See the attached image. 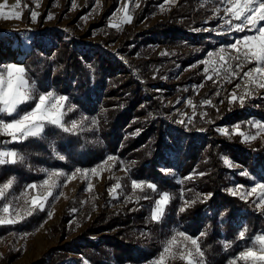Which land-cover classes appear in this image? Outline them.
<instances>
[{
	"label": "trees",
	"instance_id": "obj_1",
	"mask_svg": "<svg viewBox=\"0 0 264 264\" xmlns=\"http://www.w3.org/2000/svg\"><path fill=\"white\" fill-rule=\"evenodd\" d=\"M148 9L146 2L140 6L135 24L141 21V16ZM210 12L208 2L179 0L145 30L134 31L132 27H125L116 33L111 41L120 37L116 52L123 56L128 68L125 73L112 74L100 55L84 58L71 43L60 40L56 43V52L50 54L45 68L37 74L42 83L54 81L65 89L70 103L75 106L73 111L67 112L65 119L78 116L84 119L82 130L75 134L49 127L42 138H30L18 145V149L22 150L28 142H35L31 146L33 152L30 150L34 165L44 164L45 159L47 163L52 160L50 148L46 146V142L52 138L65 157L60 163L63 167L69 163L70 168H86L113 155L117 159L112 169L130 167L132 178L155 182L160 190L177 194V199L167 207L162 222H151V201H127V197L133 195L128 180L124 188L126 196L120 201L121 204L98 211L75 238L83 240L78 253L91 264H145L157 256L161 251V241L169 237L173 229L192 236L206 232L201 248L207 264H227L228 259L241 250L240 244L243 242H237L236 237L243 226L249 228V237L264 232V215L251 202L246 203L229 194L230 177L235 172L222 161V157H229L243 166L264 169V143L261 140L242 143L238 135H232L229 139L215 130L229 114L248 116L235 108L230 113L226 110V103L218 105V98L210 96L214 89H218L217 83L213 82L214 78L206 80L199 73L201 66L170 84L163 80L175 66L174 63L185 64L189 57L202 58L203 43L196 42V46L189 50L188 42L191 39L181 44V36L198 27ZM161 35L169 40L176 37L175 43L184 50L173 55L152 53L153 43L163 42ZM147 40L152 46H144ZM32 57L34 54L29 55L25 65L33 61ZM52 61L57 63L55 72H49ZM188 84H203L200 96L204 99L213 97L212 101L219 112L208 107L206 117L196 113L190 122L177 123L176 116L171 114L170 106L164 104L161 96H170L173 90ZM263 93L264 90H261L260 96ZM144 94L148 95L147 99ZM259 97L250 100L246 106L253 115L264 117V99ZM92 119L97 121L95 126L91 123ZM206 119L215 123H206ZM201 128L205 131L198 130ZM14 169H19V176L27 182L36 179L32 168L17 163L0 167V182H4ZM161 169H169L171 174H162ZM194 173L193 179L184 180L183 184L177 183ZM181 187L191 189L185 191L189 199L197 193L211 195L203 203L197 202L180 213ZM137 194L144 195L139 190ZM148 194L151 195L150 190ZM71 203L72 200L69 201ZM46 217L45 211H37L22 223L0 226V238L11 231L21 233L36 230ZM96 234L98 236L94 237ZM222 241L235 242L234 247L225 250ZM52 252L48 264H55L65 257L64 245L56 246ZM19 255L20 250L9 251L7 260L3 261L11 262Z\"/></svg>",
	"mask_w": 264,
	"mask_h": 264
},
{
	"label": "rangeland",
	"instance_id": "obj_2",
	"mask_svg": "<svg viewBox=\"0 0 264 264\" xmlns=\"http://www.w3.org/2000/svg\"><path fill=\"white\" fill-rule=\"evenodd\" d=\"M178 1L166 3L165 0H55L54 3V0H20L19 7L15 10L22 13V19H9L7 21L0 19V64L22 63L27 69L30 83L34 81L38 92L54 91L56 94L67 95L65 89L60 84H56L54 81L42 83V79L39 80L37 78V74L45 68L44 64L47 63V58L50 54L56 52V43L60 40L68 41L73 48L81 53V56L84 55V58L100 55L112 74L117 72L125 73L128 71V68L123 60V56L116 52V45L120 37L115 38L114 41H111V38L116 33H120L125 27H132L134 31L145 30L152 26L158 18L163 16L164 12L172 8ZM198 1L208 2L211 12L198 27L192 29L189 34L181 36V44L186 43V39H191L188 42V48L191 50L192 46H196V42L203 43L202 58L193 59V57H189L186 59L185 64L174 63L175 66L163 77V80L167 84L191 73L199 66L202 67L199 73L203 74L206 79V75H212L211 70L207 74L203 71L207 65L201 62L207 59L206 54L230 45L237 38L245 34L227 33L220 27L222 21L218 20L217 13L213 9L222 7V5L215 3V0ZM2 2L4 0H0V3ZM145 2L149 9L141 16V21L139 20L140 22L135 24L137 11ZM16 3L17 0H7L5 11L12 10V5ZM73 3L75 7L72 6ZM37 4L39 5L38 7L36 6ZM125 5H128L126 9L127 14L132 16L130 23L122 22L125 15ZM161 5H163V8H161ZM118 8L119 10H117ZM30 10H35L40 14L37 17L36 23L30 21ZM48 12L53 14V19H47ZM89 13L91 14L88 15L86 20L81 19L82 16ZM220 15H223V12ZM110 20L112 23H119L120 30L109 27ZM204 29L208 30L205 31ZM161 38H164L162 43H153L152 46V43L147 40L144 46H152V53L158 52L160 55L162 53H165L164 55H173L177 51L184 50L182 46L175 43L176 37L169 40L164 35H161ZM31 54H34V57H32L33 61H28V64L25 65V60H28ZM251 66L249 65V67ZM56 70L57 63L53 61L49 63V72H55ZM213 78L214 81H217L215 83H217L218 89H214L210 93V96L217 97L215 96V92L219 90L221 85L224 89L221 91V95L217 97L219 100L218 105L222 106L226 103V110L230 113L235 108L236 110H242L248 116V118H245L243 116L239 117L240 115L229 114V116L223 118V124L220 126H227L231 129L235 123L240 122L245 126L244 130L247 131L249 125L245 123L246 121L255 120L264 122V117L253 115L250 108L246 106L252 99H248L243 107L239 106L238 103L234 105L227 103L226 97L233 90L235 83L239 82L242 84V88L237 90L238 94L243 91V81L237 80L233 84H227L223 79H218L216 76H213ZM201 88L197 87V85L191 86L188 84L176 88L170 96H161V100L166 106H170L171 114L176 116L177 121L181 119L188 121L187 117H193L196 113L206 112L209 107L200 106V102L204 100L200 96ZM261 90L256 92L257 98L260 96ZM213 97L209 99L212 100ZM144 98L147 99L148 95L144 94ZM187 100H191L196 105L195 111L192 106L186 103ZM220 100H224L225 102L220 103ZM181 113H184L185 116H181ZM80 118V116L72 119H65L64 117L66 121H81ZM233 120L238 121L234 122ZM251 131L255 133L256 129L251 128ZM256 140H261L264 143V138L258 137ZM33 143L35 142H28L22 150L18 149V145L21 143L9 145V147L18 150L24 155L25 159L22 162V166L32 168L36 176L35 180L27 182L25 178L19 176L20 170L14 169L10 176L16 177V183L12 189L7 190L9 200H11L13 193L24 198L30 196L31 192L25 193L22 192V189L26 184L39 183L45 179L44 172L41 171L42 169L64 170L69 173L75 169L70 168L69 163L65 167L60 164L64 160H59L56 153L63 154L57 149V145L52 138L46 142V146L50 148L52 160L47 163L45 159L44 164L34 165L31 161L33 157L30 152V150L33 152V148H31ZM38 145L41 146L40 142H38ZM227 158L235 165H238V167L231 168L235 173L231 174V185L229 188L234 187L236 184L250 185V181L247 178L239 175L241 170L247 171L253 177L264 178V169L261 167L249 168L235 162L229 157ZM53 159H56V161H53ZM113 162L109 161L108 165H105V169L112 166ZM101 163L81 169H91ZM122 168L112 169L111 171L103 170L98 176L89 174L87 180L78 175L68 182L66 186L60 189L64 195L55 201L50 200V208L48 210L52 211L53 215L51 218L46 217V222L42 223L43 227L39 226L36 230L29 232L20 233L11 231L0 238V264H48V259L53 254L52 249L59 245H64L65 257L55 264H91L78 253V248H80L79 246L83 240H75V238L98 211L121 204L120 201L126 196L124 188L128 181L125 178V171L121 170ZM117 180L124 187L123 192L117 190L116 195L118 198L114 199L109 195L107 189L115 184ZM89 182L93 185L90 192L84 190ZM249 199L252 200L254 197H250ZM70 200H72L71 204H69ZM73 209L76 211L73 212ZM24 233H29V235L22 238ZM97 236L98 234L94 237ZM16 250H20L19 257L8 263L3 261V259L7 260L9 251L14 252Z\"/></svg>",
	"mask_w": 264,
	"mask_h": 264
},
{
	"label": "snow or ice",
	"instance_id": "obj_3",
	"mask_svg": "<svg viewBox=\"0 0 264 264\" xmlns=\"http://www.w3.org/2000/svg\"><path fill=\"white\" fill-rule=\"evenodd\" d=\"M165 2L175 3V0H165ZM215 3L222 5V7L213 9L217 13L218 20L222 21L220 27L227 33L245 34L224 48L208 52L207 59L201 62L207 65L203 71L205 74L210 70L212 72V75H206L207 80H213V76H216L227 84H233L237 80L243 81L242 92L239 94L237 92L242 88V84L238 82L226 97L229 105L238 103L243 107L248 99L257 98L258 90L264 89V23H262L264 22V0H215ZM19 4L20 0H17V3L12 5V10L5 11L7 0L0 3V19L5 21L22 19V13L15 10ZM72 6L75 7V4L73 3ZM127 8L128 5H125V15L122 21L124 23H130L132 20V16L127 14ZM221 12L223 15H220ZM90 14L82 16L81 19L86 20ZM39 15L37 11L30 10V21L36 23ZM53 18V14L48 12L47 19ZM108 26L120 30V24L112 23L111 20ZM233 53L235 54L233 55ZM164 54L162 53V55ZM249 65L252 66L249 67ZM246 68L247 70H245ZM197 87H203V84ZM223 90L221 85L215 92V96L219 97ZM259 98L264 99V95ZM66 102H68L67 109ZM224 102V100H220V103ZM186 103L192 106L195 111L196 105L191 100H187ZM200 106L213 107L217 113L219 112V108L208 98L202 100ZM74 108L75 106L70 103L67 95L56 94L54 91L38 92L34 81L30 83L27 69L22 63L0 64V167L22 163L25 159L18 150L9 147L11 144L24 143L30 138H42L45 130L49 127L59 129L67 134H75L82 130L84 118L81 121H66L64 119L67 112L73 111ZM200 115L206 117L207 113L201 112ZM181 116H185V114L181 113ZM192 119L193 117H187L189 122ZM176 122L184 123L185 120L181 119ZM205 122L215 123L210 119H206ZM91 123L95 126L97 121L92 119ZM245 123L249 125L247 131L242 130L240 122L235 123L231 129L227 126H217L215 130L229 139L232 135H238L242 138V143H250L258 137L264 138V122L252 120ZM251 128H255L256 132L253 133ZM198 130L205 131L202 128ZM56 156L61 161L65 160V157L59 153H56ZM116 159L115 156L109 155L96 167L91 169L77 167L70 173L64 170L42 169L46 178L39 183L26 184L22 189V192L32 193L27 198L13 193L9 200L7 190L12 189L16 183V177L10 176L7 181L0 182V226L22 223L37 211H45L48 218H51L53 213L48 210L50 200L55 201L64 195L60 191L63 186H66L78 175L87 180L89 174L98 176L103 170L111 171L112 166L105 169V165ZM222 161L230 169L238 167L227 157H222ZM121 170L125 171V178L130 181L133 193L132 196L127 197V201L137 203L141 199L151 201L149 220L156 223L162 222L167 207L172 200L177 199V194L169 190H160L155 182L138 181L132 178L130 167H124ZM161 172L165 175L171 174L169 169H161ZM194 175L195 173L183 177L177 183L183 184L184 180H191ZM199 175H204V173H199ZM239 175L247 178L250 185L236 184L228 189L229 194L246 203L251 202L261 215H264V178L253 177L245 170H241ZM123 187L117 180L107 191L115 199L118 198L117 190L123 192ZM92 188L93 185L89 182L84 190L90 192ZM137 190L144 195H138ZM149 190L151 195L148 194ZM185 191H191V189L185 190L181 187L179 190V199L182 202L178 209L180 213L185 212L197 202L203 203L211 195L197 193L194 198L189 199L186 198ZM250 197H254V199L249 201ZM40 227H43V224ZM248 233L247 226H243L238 231L236 241L243 242L240 244L241 250L238 251V254L231 256L227 264H264V232L251 237L248 236ZM28 235L29 233H24L22 238ZM206 235V232H200L196 236H192L179 229H173L172 234L161 241V251L157 256L147 260L145 264H176L177 261L180 264H207L204 250L201 248L202 238ZM234 243L222 241L225 250L232 249Z\"/></svg>",
	"mask_w": 264,
	"mask_h": 264
},
{
	"label": "built area",
	"instance_id": "obj_4",
	"mask_svg": "<svg viewBox=\"0 0 264 264\" xmlns=\"http://www.w3.org/2000/svg\"><path fill=\"white\" fill-rule=\"evenodd\" d=\"M235 53H233V55H234Z\"/></svg>",
	"mask_w": 264,
	"mask_h": 264
}]
</instances>
